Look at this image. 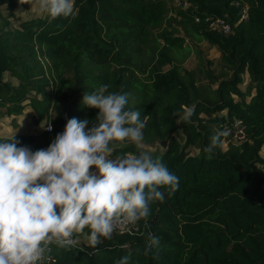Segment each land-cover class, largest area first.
Returning a JSON list of instances; mask_svg holds the SVG:
<instances>
[{"label": "trees", "instance_id": "trees-1", "mask_svg": "<svg viewBox=\"0 0 264 264\" xmlns=\"http://www.w3.org/2000/svg\"><path fill=\"white\" fill-rule=\"evenodd\" d=\"M25 4L0 0V106L16 114L27 99L32 122L49 121L52 130L15 134L17 146L46 149L70 118L91 128L98 110L82 96L109 84L110 92L127 94L126 110L147 117L144 142L166 140L151 153L179 178L178 190L154 202L134 232H114L96 248L85 236L71 250L52 244L39 264H117L125 256L128 264H264V0H179L177 27L169 30L165 0H74L72 17L51 22L16 15ZM242 6L246 16L237 21ZM208 17L230 30L210 28ZM186 38L216 46L218 68L203 65L194 45L199 65L185 67ZM3 71L16 84L2 80ZM189 109L190 120L181 122ZM233 120L241 126L236 142ZM216 132L223 133L220 146L208 158L204 149ZM111 147L113 158L141 150ZM149 232L159 245L147 251Z\"/></svg>", "mask_w": 264, "mask_h": 264}, {"label": "clouds", "instance_id": "clouds-1", "mask_svg": "<svg viewBox=\"0 0 264 264\" xmlns=\"http://www.w3.org/2000/svg\"><path fill=\"white\" fill-rule=\"evenodd\" d=\"M18 2L30 4L49 22L74 14V0ZM109 88L104 84L82 96L83 105L98 110L91 128L87 120L70 118L46 149L17 146L16 129L0 132V264H39L50 245L71 250L82 243L81 236L96 248L102 238L110 240L114 232L123 234L147 220L154 202L178 190L179 178L149 150L110 158L114 144L142 148L147 117L141 120L139 110H126L127 94ZM192 115L185 110L181 122ZM221 135L216 132L204 149L208 158ZM158 245L149 232L146 250Z\"/></svg>", "mask_w": 264, "mask_h": 264}, {"label": "rangeland", "instance_id": "rangeland-1", "mask_svg": "<svg viewBox=\"0 0 264 264\" xmlns=\"http://www.w3.org/2000/svg\"><path fill=\"white\" fill-rule=\"evenodd\" d=\"M179 0H165L166 3V14L164 17V26L166 27L167 30H169L171 27H177L176 21L174 19V7L177 5ZM14 13L20 17H30V16H39V14H37L34 9L31 7L30 4H25L24 6H20L17 5L14 9H13ZM245 12H246V8H245ZM10 22L13 24H15V20L12 18H9ZM155 29H152V34H154ZM186 43H188L189 47H190V53L186 56V58L182 61V64L187 67V68H194L197 69L199 63L197 62V58L196 55L193 51V45L196 46L198 48V50L200 51L201 56L205 59L203 65H209L210 68L212 69H217L218 65L220 63V52L218 50V48L214 45H211L209 43H207L204 40H201L199 42L193 43L189 38H186L185 40ZM206 60L208 61V63L206 64ZM167 65L165 64L164 67H166ZM242 81L240 83H238V86L241 89H244L245 85L248 82V77L247 74L243 73L241 76ZM253 92V89H250V93ZM249 95H246V98H248ZM43 123H40L39 125H41ZM234 130L232 133V137H233V141L236 142V140L240 139L242 137V134L239 132V128L237 127H233ZM227 131H225V133H227ZM166 144V140L163 141H153V142H142V148L141 150H149L150 152L153 151H161L164 146ZM188 151H190V153H195L196 149L193 146H190L188 148ZM261 153H264V147L261 148L260 150ZM111 159H114L112 156L110 157ZM95 167L93 166V169ZM86 237H84L85 240Z\"/></svg>", "mask_w": 264, "mask_h": 264}, {"label": "crops", "instance_id": "crops-1", "mask_svg": "<svg viewBox=\"0 0 264 264\" xmlns=\"http://www.w3.org/2000/svg\"><path fill=\"white\" fill-rule=\"evenodd\" d=\"M1 77L2 80H8L10 83L16 84V79L10 76L8 71H3ZM23 102L22 110L16 114H6L4 113V106H0V132L5 130L12 132L16 129L15 134L35 133L42 127V124L32 122L33 109L27 103V99ZM92 172L95 173L96 169L94 168Z\"/></svg>", "mask_w": 264, "mask_h": 264}, {"label": "built area", "instance_id": "built-area-1", "mask_svg": "<svg viewBox=\"0 0 264 264\" xmlns=\"http://www.w3.org/2000/svg\"><path fill=\"white\" fill-rule=\"evenodd\" d=\"M245 8H246V6H242L240 8L239 16L237 18V21H240L241 19L245 18V16H246ZM208 25H209L210 28L216 29V30L221 31L223 33H226V32H228L230 30V25L224 19H222L220 17H215V18L208 17ZM48 124H50L49 121L44 122L42 124V126H43L42 128L46 130ZM232 126L233 127L235 126V127L239 128V132H241L240 131L241 130V126L239 125L238 120H233ZM91 171H93V168L91 169ZM136 229H137V224L133 225V226H129V228L125 232L132 233Z\"/></svg>", "mask_w": 264, "mask_h": 264}]
</instances>
